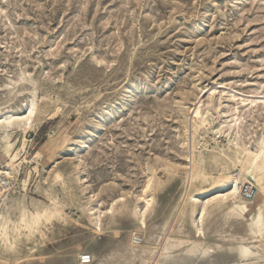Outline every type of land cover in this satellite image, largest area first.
<instances>
[{"label":"rangeland","instance_id":"374dc122","mask_svg":"<svg viewBox=\"0 0 264 264\" xmlns=\"http://www.w3.org/2000/svg\"><path fill=\"white\" fill-rule=\"evenodd\" d=\"M10 79L17 84L7 87ZM133 83L138 91L123 97ZM232 95L264 101V0H0V108L24 114L34 97L38 105L33 128L10 131L9 138L0 133V170L26 158L4 187L7 216L20 225L17 206L68 216L74 223L56 242L71 247L94 229L83 220L84 207L103 217L119 200L133 210L156 197L149 223L161 222V231L152 240L162 249L173 236L180 248H190L189 230L173 227L185 217L180 208L189 178L180 173L160 191L155 185L171 168L187 166L199 99L207 103L211 125L196 137L197 150L231 147L229 137L214 132L236 107ZM244 116L245 141L255 151L264 136V107ZM241 200L250 203L242 194ZM130 225L123 218L121 232L103 234L92 251L108 258ZM223 227L221 221L206 230L205 247L222 245L215 252L161 263L264 264V238L252 254L241 252V244L213 236ZM39 248L47 256L55 252L48 242ZM126 255L120 248L114 258L129 264Z\"/></svg>","mask_w":264,"mask_h":264},{"label":"bare ground","instance_id":"6f19581e","mask_svg":"<svg viewBox=\"0 0 264 264\" xmlns=\"http://www.w3.org/2000/svg\"><path fill=\"white\" fill-rule=\"evenodd\" d=\"M16 84L17 81L10 79L6 86ZM138 89L139 83L127 85L123 97L134 94L133 92H137ZM210 91L207 98L212 101L217 91L214 89ZM230 99L235 102L236 107L229 108L225 113V120L221 122L220 128L214 134L219 138L229 137L231 147L227 151L206 149L199 152L197 150L196 137H204L201 135L202 130H208L207 127L211 125L209 112L204 109L207 103L199 99L192 109L193 126L191 128L194 141L192 142L193 152L187 156V166L183 168V171L180 168H171L165 173L166 180L159 178L155 185V191H160L178 178L180 173H184L189 178L188 196L180 208L185 217L173 227L181 232L189 230L190 248H180L173 236L169 237L168 243L162 249L159 243L152 240L161 231L159 228L161 222L156 225L153 222L149 223L150 218L156 212L154 206L156 197L152 198L151 203L148 202L143 207H136L133 210H127L126 206L121 203L124 200H119L103 217L101 213L95 216L94 208L84 207L83 220L94 225V229H90L87 240L85 242L76 241L71 247H65L62 243L57 246L56 236L60 235L62 239L68 232L67 227L74 223L70 217L63 214L55 216L49 209H45L43 213L37 212L36 215L29 214L24 206L14 208L18 209L19 215L23 216L20 225L7 216L11 203L8 200L9 191L4 189L5 184L13 179L12 174L18 173L21 164L26 161V158H23L17 163L14 158L10 169L0 170L2 178L0 180V264H57L59 258H70L72 264H84L82 262L84 255L90 256L89 264L94 263L96 258L99 259V264H118L119 261L114 258V253L120 248L126 249L125 261L129 264H162V259L165 257L171 259L180 254L197 252L206 255L211 250L221 248L220 244L204 246V241L207 239V228L221 221L224 224L223 233L214 232L213 236L223 243H239L245 249L241 252L247 251L252 254L254 252L252 246H256L261 238H264V136L259 139L256 150L251 151L250 143L245 141L242 123L245 120L244 115L255 113L256 110L264 107V101L237 99L233 95ZM241 107L246 111L245 114H242L244 110L240 111ZM37 109L35 97L27 104L25 112L27 115L25 113L6 115L0 108V133L9 138L10 131L27 132L28 129L33 128ZM109 114L108 111L106 115ZM6 152L10 153L9 145ZM237 171L240 173L235 175L234 172ZM206 183L210 184L211 190H215L214 193L209 195L211 190L205 188ZM247 184L257 191V203L253 201V198L247 200L250 203L242 202L241 192ZM207 196L209 198L205 200ZM91 198L93 199L94 196ZM6 217L10 222H5ZM123 218L129 219L132 226L130 225L128 233L125 232L123 239L112 246L111 255L104 258L102 252L97 254L92 251L91 243L97 242L103 234L111 230L121 232L118 227ZM85 225V223L79 224L80 227H85ZM43 227L45 236L41 230ZM39 233L40 238L38 239L37 234ZM47 242L51 243L55 249L52 256H47L39 250V246ZM87 242H89L88 245ZM141 245L140 249H136ZM261 251L263 250L258 252ZM23 253H26L25 258H21Z\"/></svg>","mask_w":264,"mask_h":264},{"label":"built area","instance_id":"2783aa9c","mask_svg":"<svg viewBox=\"0 0 264 264\" xmlns=\"http://www.w3.org/2000/svg\"><path fill=\"white\" fill-rule=\"evenodd\" d=\"M256 192L257 191L251 185L247 184V185H245V187L241 193L245 199H252L256 196ZM82 262L84 264H89L90 263V256L84 255L82 257Z\"/></svg>","mask_w":264,"mask_h":264}]
</instances>
